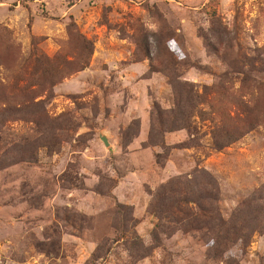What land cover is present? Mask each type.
Segmentation results:
<instances>
[{"label":"rangeland","instance_id":"1","mask_svg":"<svg viewBox=\"0 0 264 264\" xmlns=\"http://www.w3.org/2000/svg\"><path fill=\"white\" fill-rule=\"evenodd\" d=\"M0 264H264V0H0Z\"/></svg>","mask_w":264,"mask_h":264},{"label":"water","instance_id":"2","mask_svg":"<svg viewBox=\"0 0 264 264\" xmlns=\"http://www.w3.org/2000/svg\"><path fill=\"white\" fill-rule=\"evenodd\" d=\"M102 140L105 142V144H106L107 146L110 145V142H109V140H108V138H107L106 136H102Z\"/></svg>","mask_w":264,"mask_h":264}]
</instances>
